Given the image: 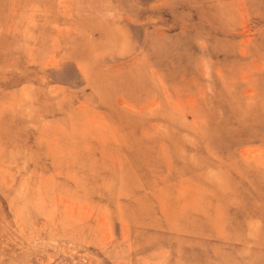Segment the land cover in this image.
I'll use <instances>...</instances> for the list:
<instances>
[{"label": "rangeland", "instance_id": "1", "mask_svg": "<svg viewBox=\"0 0 264 264\" xmlns=\"http://www.w3.org/2000/svg\"><path fill=\"white\" fill-rule=\"evenodd\" d=\"M0 264H264V0H0Z\"/></svg>", "mask_w": 264, "mask_h": 264}]
</instances>
